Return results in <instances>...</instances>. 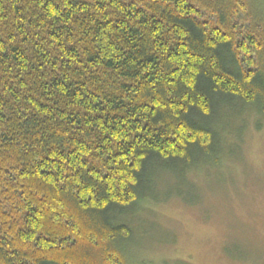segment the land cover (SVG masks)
I'll return each mask as SVG.
<instances>
[{
  "label": "trees",
  "instance_id": "16d2710c",
  "mask_svg": "<svg viewBox=\"0 0 264 264\" xmlns=\"http://www.w3.org/2000/svg\"><path fill=\"white\" fill-rule=\"evenodd\" d=\"M225 115L264 124V0H0V264H132Z\"/></svg>",
  "mask_w": 264,
  "mask_h": 264
},
{
  "label": "rangeland",
  "instance_id": "374dc122",
  "mask_svg": "<svg viewBox=\"0 0 264 264\" xmlns=\"http://www.w3.org/2000/svg\"><path fill=\"white\" fill-rule=\"evenodd\" d=\"M230 117L220 164L150 179L159 198L128 217L132 264H264V124L242 115L232 128Z\"/></svg>",
  "mask_w": 264,
  "mask_h": 264
}]
</instances>
